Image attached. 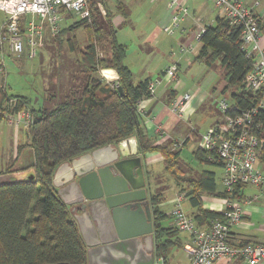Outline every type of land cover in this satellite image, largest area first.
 Segmentation results:
<instances>
[{
    "label": "trees",
    "instance_id": "16d2710c",
    "mask_svg": "<svg viewBox=\"0 0 264 264\" xmlns=\"http://www.w3.org/2000/svg\"><path fill=\"white\" fill-rule=\"evenodd\" d=\"M120 4L123 6L119 3L118 7ZM119 9L123 14L121 7ZM91 14L88 19L61 28L57 34L83 27L87 38L77 59V84L67 89L61 101L51 108L34 109L28 107L26 96L10 95L0 89V121L7 120L17 111H29L28 141L17 146L16 152L19 154L23 147L32 152L31 164L15 165V158L0 169V175L8 176L0 180V264H87L86 246L75 220L53 187V172L58 165L73 158L130 137H135L140 153L154 150L163 156L165 170L183 186L180 192L193 209L190 216L198 227H207L219 215L217 211L202 207L203 195L221 199L243 198L241 192L230 196L217 189L215 175L210 171L202 172L198 177H179L173 170L178 165V151L150 144L136 112L137 102L150 95L147 91L149 80L132 82V73L124 64L126 46L116 40L111 12L107 10L102 23L93 20ZM67 41L72 52L76 42L74 38ZM199 44L195 60H202L205 66L219 61L226 81L222 93L229 92L230 101L241 110L256 109L252 116L253 132L264 139V110L258 107L262 94L244 88L243 79L253 62L241 49L239 30L224 17L217 18L213 25L205 26ZM103 69L116 72V86L96 78ZM71 78L74 81L75 76ZM261 155L263 158L264 150ZM194 157L201 163L219 165L209 161L207 153L200 147L194 151ZM30 169L34 171L32 178L19 180L12 177ZM158 196H150L154 249L155 255L166 264L167 251L177 244L179 231L173 225H163L167 216L157 208Z\"/></svg>",
    "mask_w": 264,
    "mask_h": 264
},
{
    "label": "built area",
    "instance_id": "2783aa9c",
    "mask_svg": "<svg viewBox=\"0 0 264 264\" xmlns=\"http://www.w3.org/2000/svg\"><path fill=\"white\" fill-rule=\"evenodd\" d=\"M221 11L224 19L239 30L241 49L245 56L252 60V68L243 79L244 88L251 92H260L262 99L259 108L264 110V35L260 31L259 19L250 7L240 0H204ZM170 20L162 28L172 34L179 24L190 16L189 8L184 0H165ZM97 7L102 15H106L103 4ZM0 12L5 20L0 27V47L8 45V49L16 56L24 50L27 56H36L37 48L45 35L54 38L59 33L62 19L75 15L78 19H88L91 14L90 0H0ZM22 22V30L20 23ZM205 26L199 27L195 41H199ZM192 45L180 46L179 53L192 52ZM3 71V59L0 58V72ZM175 65L163 69L162 75L176 81ZM104 79L106 76L101 73ZM158 80L149 81L147 91L152 95ZM116 86V81L112 83ZM191 97L189 92L176 96L171 104V112L180 116L183 105ZM12 106L15 102H11ZM218 106L223 114L222 121L207 128L200 136L199 147L207 153L208 160L219 163L222 169L221 186L223 191L232 196L248 185L258 187L264 197V176L258 167V151L264 150V139L253 132V110H241L232 101L222 98ZM14 123L28 125L31 115L28 110H20L9 116ZM223 207L219 215L209 222L205 228L198 227L191 216L181 208V197L171 211L173 226L186 234L183 249L188 264H229L238 258L246 264H264V242L255 243L243 237L235 238L232 234L243 218L242 201L231 197L222 199ZM245 202L248 199L244 200ZM155 264H164L162 260Z\"/></svg>",
    "mask_w": 264,
    "mask_h": 264
},
{
    "label": "rangeland",
    "instance_id": "374dc122",
    "mask_svg": "<svg viewBox=\"0 0 264 264\" xmlns=\"http://www.w3.org/2000/svg\"><path fill=\"white\" fill-rule=\"evenodd\" d=\"M98 2L103 4L106 14L107 10L111 12L113 17L112 23L117 31L116 39L119 43L126 46V58L124 63L128 65L132 71V82L134 84L142 79L144 71L146 73L150 71L152 76H156L159 69L167 67L171 64L172 60L176 61L180 56L182 60L180 61V68L177 70V77L184 85L185 89L183 90L194 91L200 89L206 93L213 87L217 88L214 95L211 97L208 95L193 114L191 117L192 125L196 127V130L202 132L207 129V127L213 125L217 120L222 119L223 114L219 109L218 101L222 98H226L227 101H230V99L229 93H220L221 88L219 89V87L222 82V71H219V63L215 62L211 68H207L201 61L193 60L197 47L200 45L199 41L191 42V45L194 48L193 52H186L184 54L179 53V47L186 46L187 41L194 31L192 30L194 29V26L191 16H187L185 21L181 22L179 27L176 28L172 34H167L162 31V28L160 27L161 21L165 18V15L168 14L164 0H90L91 15L97 12L92 16V19L98 23H102L106 16L99 12L97 7ZM119 2L123 4V6L120 4L121 9L124 11L123 14H121L120 7H118ZM187 7L191 11L192 8L197 10L195 17L202 18V26L210 25L209 19L215 14L213 11L215 10V7L211 3L203 0H191L187 3ZM115 17L117 19H115ZM4 20L5 14L0 12L1 25ZM77 20H80L78 19V16L68 15L62 19L60 24L62 27H65L69 24H73ZM182 29H185L186 31H183ZM3 30L2 27L0 33L1 31L3 32ZM48 36L46 35L44 37L42 45L37 48L36 56L33 58H29L26 55V50L23 51L21 56H16L11 53L7 44H3L1 45L2 47H0V58L3 59V72L0 73V78L4 81L3 84L5 85V90L10 95L26 96L29 100V108H51L62 100V95L66 93L67 89L77 84L75 80L77 79L76 73L78 66L77 59L80 54L79 50H81L87 43L83 27L75 28L73 30H63L56 38L49 36V39L45 41ZM70 38H74L76 42L74 44L75 50L72 52L69 49L67 41ZM178 54L180 55L178 56ZM176 55L178 57L174 58ZM110 73L111 72L109 71H103V75L105 76H108ZM72 75L75 76L74 81L71 78ZM96 78L104 83L106 82L99 75H96ZM171 82H173L170 83L172 85L171 87L178 85L177 79L176 81L174 80ZM183 90H180V92ZM53 95H55V97H53ZM6 121L0 122L1 170L6 167L8 162V160L5 159V156L13 154V150H7V139L9 136L11 138V134L7 128H12L13 126L18 128L17 132L20 131L18 136L20 139H23L22 131L25 130L27 126L22 122L16 125L15 123L9 124ZM197 142L198 139L192 137L190 138L189 143L180 148V159L177 160L178 165L173 167V170L176 171L179 177L186 175L190 167L198 172L202 169L212 170L216 174V186L221 190L222 186L221 181L219 180L221 175L220 168L205 163H198L193 157L192 151L196 148ZM260 154L261 151L259 150L258 155ZM24 161H26V163H23V165L20 161H16L15 165L25 166L27 163L31 164L32 155H29L28 158H24ZM164 167L163 164L154 167V172L157 173L158 179L157 187L154 185V191L157 189V192L162 191V193L168 195L170 192H168L166 179L167 177H170V175L168 171L164 170ZM162 171L166 173V177ZM33 174L34 171L30 169L16 173L13 176H15L14 178L16 179L22 180L32 178ZM7 177L8 176L0 175V180ZM171 178L175 180L172 176ZM244 195L261 196L259 191L254 187L245 188ZM258 205H260L258 202L253 204V206ZM180 208L185 214H188L190 209L185 200H182ZM250 221L257 225L261 222V216L254 213ZM179 238L181 241H184L185 233L180 232ZM183 256L184 251L182 246L173 247L169 253L168 264L182 261L181 259H183ZM182 262L180 263L183 264Z\"/></svg>",
    "mask_w": 264,
    "mask_h": 264
},
{
    "label": "water",
    "instance_id": "95a60500",
    "mask_svg": "<svg viewBox=\"0 0 264 264\" xmlns=\"http://www.w3.org/2000/svg\"><path fill=\"white\" fill-rule=\"evenodd\" d=\"M52 184L77 224L87 264H154L152 211L140 156L106 145L58 165Z\"/></svg>",
    "mask_w": 264,
    "mask_h": 264
},
{
    "label": "crops",
    "instance_id": "0c3cea01",
    "mask_svg": "<svg viewBox=\"0 0 264 264\" xmlns=\"http://www.w3.org/2000/svg\"><path fill=\"white\" fill-rule=\"evenodd\" d=\"M156 1H163V0H156ZM189 1H191V0H184L185 4H187ZM240 1L244 5H246L247 7H250L252 9V11L254 12V14L258 17L259 22H260V24H259L260 31L264 35V0H240ZM119 3H121V2H119ZM165 5H166V2H165ZM214 9L215 10H213V11L215 12V14L212 18L209 19L210 25H213L217 18H221V17L223 18L221 11H219L216 8H214ZM167 11H168V9H167ZM196 11L197 10L194 8H192V11L189 10L191 19H193L194 29H192V30H194V31L192 32V35L190 36L186 45H191V42L195 41V39H194L195 34L198 31L199 27L202 26V18L195 17ZM116 17H115V19H117ZM115 19H114V21H115ZM169 20H170V14L168 11V14H166L165 18L161 21L160 27L163 28L165 25H167ZM184 21H185V19L182 22H184ZM212 22H213V24H212ZM69 25H67V26H69ZM0 26H1V24H0ZM67 26L62 27V28L65 29ZM182 30L186 31L185 29H182ZM43 39L41 40L40 45H42ZM48 39H49V36L46 37L45 41H47ZM199 47H200V45L197 47V50H196L195 55L193 57V60L194 61H201L204 64V62L202 60H195V58L198 54ZM193 51H194V49L192 50V52ZM179 55L180 54H178V56ZM178 56L176 55L174 58H176ZM125 58H126V56H125ZM181 60H182V58L179 56L176 61L172 60L171 64H169V65L167 64V65L168 66L175 65L177 70H178L180 68V61ZM216 62L219 63V61H216ZM126 66L130 69V67L128 65H126ZM211 66L206 65L207 68L208 67L211 68ZM219 66H220V64H219ZM162 69H164V68H161L158 70V73L156 76H152L150 74V71H148L147 73L144 71V73L142 75V79H140L138 81V82H140L144 79H148L149 81L158 80V84L155 87L154 93L152 95H149V97H147V98H143V99L139 100L136 104V112L138 115L139 125L144 130V132L146 133V136H147V138H148V140L152 146H168L171 149H175L179 153V159H180V148H182L187 143H189L190 138L196 137L198 139L197 146L192 151V155L194 157V151L197 150V148H199L201 133L204 132L206 129L203 130L202 132L201 131L199 132L198 130H196V127L193 126L191 123V117L193 116V114L196 112L198 107L202 104V102L204 101V99L208 95H209V97L214 95L217 88L213 87V88H211L210 91H208L206 93L200 89H196L194 91L183 90V89H185L184 85H183V83H181L178 80V77H177L178 85L171 87L172 85L170 83H173V82H171V80H167V78H165L162 75V71H163ZM103 71L111 72L106 77V79H104V77L101 74V73H103ZM130 71H131V69H130ZM219 71L220 72L222 71L221 72L222 82H221V86L219 87V89L221 88L220 93L223 94L222 89H223V86L226 84V81L224 80L223 70L221 69V67H220ZM2 72H0V73H2ZM131 73H132V71H131ZM98 75L100 77H102L107 83H111V84L117 79V74L113 69L100 70ZM176 76H177V72H176ZM3 82L4 81L2 80V78H0V89L3 88L5 90V85L3 84ZM180 90H183V91L180 92ZM185 92H189L191 94V97L183 105L182 114L180 116H178V115L171 112L170 104L176 96L181 95ZM227 93H229V92H227ZM38 108H42V107H38ZM34 109H37V108H34ZM1 121H6V120H1ZM10 121L13 122V120L11 118L9 120H7L6 122H8L9 124H14V122L12 123ZM221 121H222V119L217 120L213 125H215ZM213 125H211V126H213ZM211 126H209V127H211ZM209 127H207V128H209ZM14 128H15L14 126L12 128H7V130L11 134V138L9 136L7 139L8 140L7 150L8 149L13 150V154L6 155L5 159L8 160L7 164L9 162H12L15 158L17 159V161H20L21 164H23V163H26V161H24V158H28L29 155H32L31 149H29L28 147H23L21 149V151L19 152V154H17L16 147L17 146H23L28 141L27 126H26L25 130L22 131L23 139H20L18 136V133H20V131L17 132L18 128H15L16 130ZM114 145L116 146V148L118 147L123 152V154L125 156L136 155V156L141 157L142 168H143V173H144L145 180H146L147 194H148L149 201H150V196L159 195L158 196L159 202L157 203V208L160 212L166 214V216H167L162 221L163 225L166 227L173 225V220L171 217V211H172L174 205L177 203V198L181 197V202H182V200H185L187 202V200L184 198L183 193L180 192L181 188L183 186L179 185L176 180L172 179L171 174H169L170 177H167V179H166L168 192H170V193L168 195H166V194L162 193V191L157 192V189H155V191H154V185H155V187H157V183H158L157 182L158 181L157 173L154 172V167L159 165V164L164 165L163 156L158 151H154V150L153 151H147L145 153H140L138 151V146H137V142H136L135 137H130V138L126 139L125 141L114 144ZM87 153H89V152H87ZM262 153H263V150H261V154ZM261 154L258 155V165H259V168H260V170L264 176V156L262 158ZM197 162L201 163L198 160H197ZM211 166H213V165H211ZM213 167H219L220 171H221V175H222V169H221L220 165L213 166ZM164 170H165V167H164ZM205 171H210V172L214 173L215 183H216V174L214 171L209 170V169H202L198 172L195 169L190 167L187 171V174L184 176L198 177L202 172H205ZM163 174L166 177V173L163 172ZM221 175L219 177L220 181H221ZM13 177H15V176H13ZM247 187H254L259 191L258 187H255L253 185H248V186H245L242 188L241 194L243 196V198H242V200H243L242 201L243 218L241 220V223L237 227H234V229L232 230V234L235 238L243 237V238H245L251 242L263 243L264 242V198H263V196L261 197L258 195L245 196L244 190ZM216 188H217V186H216ZM217 189H220V188H217ZM245 199H248V201L245 202L244 201ZM255 202L260 203V205L253 206V204ZM189 207H190V205H189ZM202 207L206 210H212V211L218 212L223 207V201L221 198H215V197H212V196L206 194V195L202 196ZM68 211H69V209H68ZM192 211H193V209L190 207L187 215L190 216ZM254 213H257L261 216V222L257 225H255L254 223H252L250 221V219ZM69 214H70L71 218H73L70 211H69ZM179 233H180V231H179ZM179 233H178V237H179ZM186 237L187 236L185 234V239H186ZM185 239H184V241H185ZM177 240H178L177 244L174 246H171L169 248V250L167 251L166 264H168L169 253L173 247L182 246V249H183L184 241L183 240L181 241L180 238H178ZM183 251H184V249H183ZM159 260H162V258L157 257L155 255L154 264L156 261H159ZM181 260L183 262L182 261H180V262H182L183 264H188V258H187L185 251H184L183 259H181ZM180 262L174 263V264H181ZM229 264H246V263H245V261L236 258Z\"/></svg>",
    "mask_w": 264,
    "mask_h": 264
},
{
    "label": "bare ground",
    "instance_id": "6f19581e",
    "mask_svg": "<svg viewBox=\"0 0 264 264\" xmlns=\"http://www.w3.org/2000/svg\"><path fill=\"white\" fill-rule=\"evenodd\" d=\"M105 76V75H104ZM107 77V76H106Z\"/></svg>",
    "mask_w": 264,
    "mask_h": 264
}]
</instances>
